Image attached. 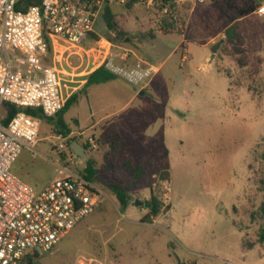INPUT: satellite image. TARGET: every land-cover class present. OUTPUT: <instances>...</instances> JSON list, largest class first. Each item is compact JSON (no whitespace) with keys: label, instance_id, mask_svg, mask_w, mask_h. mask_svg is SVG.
<instances>
[{"label":"rangeland","instance_id":"374dc122","mask_svg":"<svg viewBox=\"0 0 264 264\" xmlns=\"http://www.w3.org/2000/svg\"><path fill=\"white\" fill-rule=\"evenodd\" d=\"M128 1L93 6L97 35L86 46L98 48L106 39L129 50L130 63L137 54L158 72L142 95L141 85L120 75L94 86L64 120L76 132L69 145L102 137L86 154L108 185L112 173L123 180L130 203L122 208L100 184L94 211L40 253L37 264H264V243L257 241L264 198V19L256 13L230 36L211 40L230 21L207 0H171L166 11L142 0L128 8ZM236 1L264 6V0ZM105 3L125 36L106 27ZM83 56L63 66L76 81L67 86L76 89L81 72L98 65ZM38 125L35 152L23 149L11 171L39 190L56 177L60 157L53 147L58 133L45 121ZM137 166L143 172L134 179ZM151 196L160 212L146 221L149 209L132 203Z\"/></svg>","mask_w":264,"mask_h":264},{"label":"built area","instance_id":"2783aa9c","mask_svg":"<svg viewBox=\"0 0 264 264\" xmlns=\"http://www.w3.org/2000/svg\"><path fill=\"white\" fill-rule=\"evenodd\" d=\"M18 1L0 0V107L9 103L39 108L46 117L56 115L73 89L67 82H75L61 66L71 56L84 55L88 64L104 65L141 86L159 70L140 59L130 63V51L106 39L98 48L85 45L96 34L98 10L93 6L100 0L94 5L93 0H41L26 10L16 9ZM256 12L263 14L264 6ZM93 51L99 53L95 60ZM64 89L69 90L66 96ZM4 119L0 114V264H27L28 256L49 252L92 213L102 191L98 182L84 177V160L70 151L71 133L54 136L60 157L55 179L39 190L23 181L11 167L23 149L35 152L38 121L23 112L7 123ZM83 144L90 150L98 147L94 136Z\"/></svg>","mask_w":264,"mask_h":264},{"label":"trees","instance_id":"16d2710c","mask_svg":"<svg viewBox=\"0 0 264 264\" xmlns=\"http://www.w3.org/2000/svg\"><path fill=\"white\" fill-rule=\"evenodd\" d=\"M139 1L141 0H129L127 3V7L131 8L135 3ZM154 1L158 2L162 9H165L171 0H154ZM40 3L41 0H19L16 5V9L26 10L29 6L38 5ZM215 4L218 11L230 21L238 20L239 18H242L254 12L258 8L256 3L253 1L245 3L244 5H240L239 3H237L236 0H218L215 1ZM170 6L174 7L173 4H171ZM103 19L106 24V27L110 31L114 32L116 36L118 37L125 36V33L119 29L118 24L115 20V15L111 10V8L109 7L108 3H105L103 7ZM233 30H234V26L229 27L226 31V34L229 36ZM166 33H168V31L163 30V34ZM150 36L153 38L155 37V34L152 33ZM117 77H118L117 74L108 70L104 65L97 67L95 70H93L91 73L87 75L86 82L81 90L82 93L77 92L71 94L66 99L60 111H58V113L52 117H46L39 108H30V107L19 108L9 103H3V107L6 113L4 122L7 123L17 112H23L31 116L32 118L36 119L38 122L45 121L47 124L52 125L58 134H62L66 136L71 133V129L69 125L65 122L64 115L71 106H73L78 102L80 94H87L89 88L112 81ZM82 145L84 146L85 149H87V145L85 144ZM70 151L72 152L71 149ZM261 158L262 160H264V152L262 153ZM82 172L85 178L91 181H95L94 177L99 173V170L96 167V162L93 158H88L87 160H84V168ZM142 172H143V168L141 166H137L134 169L133 178L137 179ZM108 186L111 192L113 193V195L115 196L119 205L122 208H125L130 203V194L128 193V187L124 185L123 180L117 177L115 173H112V180ZM262 190L264 196V180L262 181ZM148 202L151 203V207L149 208L148 214L145 217L146 221L150 220L152 217H157L160 212V204L157 198L151 196ZM258 216L261 220V226L258 231L257 241L258 243H264V198L259 206ZM39 257L40 255L37 254L28 256L27 264H37V260Z\"/></svg>","mask_w":264,"mask_h":264},{"label":"crops","instance_id":"0c3cea01","mask_svg":"<svg viewBox=\"0 0 264 264\" xmlns=\"http://www.w3.org/2000/svg\"><path fill=\"white\" fill-rule=\"evenodd\" d=\"M195 1H201V0H195ZM211 5H213L216 9H217V7H216V4H215V1H218V0H207ZM194 6H195V2L193 3V6L191 7V9L189 10V13H191L192 11H193V9H194ZM218 10V9H217ZM257 12H256V10L254 11V12H252V13H250V14H248V15H246V16H244V17H242V18H239L238 20H235V21H230V23L228 24V26L224 29V30H220V32H218L214 37H212L211 38V40H213V38H215L216 36H221L222 38L223 37H225V36H228L227 34H226V31H227V29L229 28V27H231V26H235L238 22H240V21H242V20H244V19H247V18H250L251 16H254V15H257L256 14ZM223 15V14H222ZM224 16V15H223ZM257 16H259L260 18H263L264 19V13L263 14H261V15H257ZM225 17V16H224ZM226 18V17H225ZM227 19V18H226ZM228 20V19H227ZM213 22V21H212ZM97 35V34H96ZM230 36V35H229ZM89 41H91L90 39L88 40V41H86L85 42V45H89L91 42H89ZM135 57H136V59H140V60H143V61H145V62H147L146 60H144V59H142V58H140L137 54H135L134 55ZM64 63V64H63ZM67 63H68V59H65V58H63L62 59V61H61V66L63 67L64 65H67ZM148 63V62H147ZM97 67H93V68H91L90 70H85L84 72H81V74H82V76H83V74H85V77L82 79V80H77V81H79L80 82V85L75 89L74 87H73V89H72V91L70 92L71 94L74 92V90H82V88H83V85L85 84V82H86V77H87V75L89 74V73H91L93 70H95ZM80 74V73H79ZM87 74V75H86ZM73 79V78H72ZM74 80V79H73ZM75 81V80H74ZM76 82V81H75ZM101 85V84H100ZM98 86V85H97ZM94 87V86H93ZM93 87H91V88H93ZM91 88H89L88 89V91H87V94H80V97H81V99H83V98H87L88 97V95H89V92H90V89ZM145 89H146V87H144V86H139L138 88H137V91H138V94L139 95H141L140 93L141 92H143V94H144V91H145ZM70 94V95H71ZM79 97V98H80ZM133 98H134V96H133ZM133 98H131V99H133ZM97 122H95L93 125H95ZM74 133H76L75 131H73V130H71V134L73 135ZM80 134V133H79ZM116 135L118 136V133H116ZM97 138V137H96ZM97 139H99L100 140V142H101V144L102 143H104V141H103V139H102V137H98ZM54 178H55V176H54ZM53 178V179H54ZM139 179V178H138ZM51 182V181H50ZM49 182V183H50ZM48 183V184H49ZM47 184V185H48ZM47 185H45V186H47ZM136 199H139V198H136ZM140 200V199H139ZM142 201V200H141Z\"/></svg>","mask_w":264,"mask_h":264},{"label":"water","instance_id":"95a60500","mask_svg":"<svg viewBox=\"0 0 264 264\" xmlns=\"http://www.w3.org/2000/svg\"><path fill=\"white\" fill-rule=\"evenodd\" d=\"M141 95L143 94V92L140 93ZM71 150L79 157L83 158L84 160L88 159V156L86 154V149L84 148L83 145L79 144L77 141H74L71 143L70 145ZM94 180L96 182H98L99 184L103 185V186H108V183L106 182V180L100 175L97 174L94 177ZM133 206H143L147 209H149L151 207V203L148 201H141L139 199H135L133 201Z\"/></svg>","mask_w":264,"mask_h":264}]
</instances>
